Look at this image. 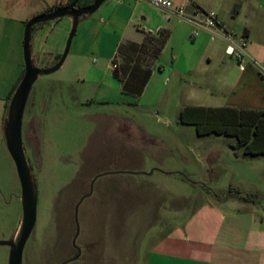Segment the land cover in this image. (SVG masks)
<instances>
[{
  "label": "rangeland",
  "instance_id": "obj_1",
  "mask_svg": "<svg viewBox=\"0 0 264 264\" xmlns=\"http://www.w3.org/2000/svg\"><path fill=\"white\" fill-rule=\"evenodd\" d=\"M239 1L264 12V0ZM40 8V0H0V241L15 240L23 218L5 127L16 90L10 93L25 72V26L44 13ZM73 23L67 16L34 27L36 67L58 63L50 52L63 55ZM82 30L79 23L70 52ZM39 48L42 55L35 54ZM70 52L58 71L39 76L24 115L38 206L23 264H148L158 241L176 228L200 226L194 217L209 205L244 207L238 201L224 206L217 196L234 191L235 199L247 201L249 176L264 180V157L238 158L234 138L199 136L180 123L177 107L154 106V89L141 100L103 92L74 70ZM9 256L10 247L0 246V264H9Z\"/></svg>",
  "mask_w": 264,
  "mask_h": 264
},
{
  "label": "crops",
  "instance_id": "obj_2",
  "mask_svg": "<svg viewBox=\"0 0 264 264\" xmlns=\"http://www.w3.org/2000/svg\"><path fill=\"white\" fill-rule=\"evenodd\" d=\"M173 1L177 6L185 5L189 14L196 8L216 12L230 33L247 37V57L242 61L233 58L219 31H201L195 36L191 23L146 0H107L96 13L80 19L83 32L70 52L74 70L103 92L118 90L135 100L154 89V106L166 111L177 107L179 121L186 107L264 111V76L260 72L264 68L263 10H247V5L236 0ZM69 2L40 0L37 10L47 13ZM233 6L239 7L235 17L230 16ZM162 30L168 31L169 37L159 51L154 38H159ZM60 51L50 54L59 57ZM36 52L43 54L40 48ZM125 83L128 93L123 90ZM106 98L108 95L102 100L108 102ZM139 135L145 134L139 131ZM230 138L236 140L233 149L238 158L264 157L246 154L237 138ZM249 177L247 195L252 200L235 199L234 191L217 196L224 206L238 201L244 204L242 209L209 205L194 217L195 221L200 219V226L176 228L158 241L149 253L148 264H264V180L256 179L255 174Z\"/></svg>",
  "mask_w": 264,
  "mask_h": 264
},
{
  "label": "water",
  "instance_id": "obj_3",
  "mask_svg": "<svg viewBox=\"0 0 264 264\" xmlns=\"http://www.w3.org/2000/svg\"><path fill=\"white\" fill-rule=\"evenodd\" d=\"M82 0H74L72 3L32 18L25 26L24 31V76L17 87L8 111V119L5 127V138L8 151L15 163L22 189L23 218L17 238L12 241H0V246L10 247L9 264H23L24 250L31 238L37 223L38 195L35 181L28 164L23 142V123L28 100L39 76L49 75L58 71L65 63L71 45L76 34L80 19L84 16L96 13L107 0H95L92 4L80 7ZM73 18V28L66 44L65 51L58 63L48 69L35 66L32 58L31 40L33 28L39 24H45L64 17ZM76 208V218L78 215ZM76 239L74 240L75 245ZM65 264V263H64Z\"/></svg>",
  "mask_w": 264,
  "mask_h": 264
},
{
  "label": "trees",
  "instance_id": "obj_4",
  "mask_svg": "<svg viewBox=\"0 0 264 264\" xmlns=\"http://www.w3.org/2000/svg\"><path fill=\"white\" fill-rule=\"evenodd\" d=\"M74 0H70L69 4ZM95 0H82L80 7L92 4ZM61 6H54L48 12L54 11ZM169 37V32L162 30L159 38H154L158 42V50L161 51ZM150 40L153 37L149 38ZM61 56L58 57L60 59ZM21 81V79H20ZM20 81L11 91V95L18 87ZM139 94L142 93L143 87ZM123 90L128 93L129 85L124 84ZM182 124L196 126L197 133L200 136L216 134L227 137H235L241 147H245V153L248 155H264V111H236L229 108H204V107H186L180 114ZM252 200V197L245 198Z\"/></svg>",
  "mask_w": 264,
  "mask_h": 264
},
{
  "label": "built area",
  "instance_id": "obj_5",
  "mask_svg": "<svg viewBox=\"0 0 264 264\" xmlns=\"http://www.w3.org/2000/svg\"><path fill=\"white\" fill-rule=\"evenodd\" d=\"M146 1L157 8L176 15L181 20L191 23L195 28V36H198L201 31H219V36L228 43V52L233 58L242 61L247 57V37L230 33L216 12L203 11L196 8L192 14H189L185 5L177 6L173 0ZM114 68H117V65H114ZM260 72L264 76V68H261Z\"/></svg>",
  "mask_w": 264,
  "mask_h": 264
},
{
  "label": "flooded vegetation",
  "instance_id": "obj_6",
  "mask_svg": "<svg viewBox=\"0 0 264 264\" xmlns=\"http://www.w3.org/2000/svg\"><path fill=\"white\" fill-rule=\"evenodd\" d=\"M78 252H80L79 249H78Z\"/></svg>",
  "mask_w": 264,
  "mask_h": 264
}]
</instances>
